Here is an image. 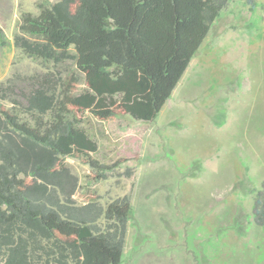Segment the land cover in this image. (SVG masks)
I'll use <instances>...</instances> for the list:
<instances>
[{
	"label": "trees",
	"instance_id": "16d2710c",
	"mask_svg": "<svg viewBox=\"0 0 264 264\" xmlns=\"http://www.w3.org/2000/svg\"><path fill=\"white\" fill-rule=\"evenodd\" d=\"M228 1L59 0L21 16L13 45L36 70L0 82V264H121L130 196L83 198L66 164L98 166L83 117L152 121Z\"/></svg>",
	"mask_w": 264,
	"mask_h": 264
},
{
	"label": "rangeland",
	"instance_id": "374dc122",
	"mask_svg": "<svg viewBox=\"0 0 264 264\" xmlns=\"http://www.w3.org/2000/svg\"><path fill=\"white\" fill-rule=\"evenodd\" d=\"M57 1L0 0V82L35 72L13 38ZM81 126L98 166L66 159L80 194L130 196L121 264H264V0L228 1L152 121Z\"/></svg>",
	"mask_w": 264,
	"mask_h": 264
}]
</instances>
